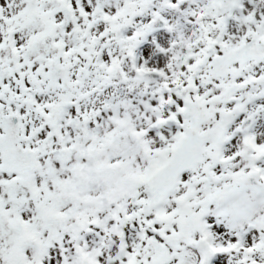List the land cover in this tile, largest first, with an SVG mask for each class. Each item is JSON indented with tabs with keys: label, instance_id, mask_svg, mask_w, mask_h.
I'll list each match as a JSON object with an SVG mask.
<instances>
[{
	"label": "snow or ice",
	"instance_id": "obj_1",
	"mask_svg": "<svg viewBox=\"0 0 264 264\" xmlns=\"http://www.w3.org/2000/svg\"><path fill=\"white\" fill-rule=\"evenodd\" d=\"M0 264H264V0H0Z\"/></svg>",
	"mask_w": 264,
	"mask_h": 264
}]
</instances>
